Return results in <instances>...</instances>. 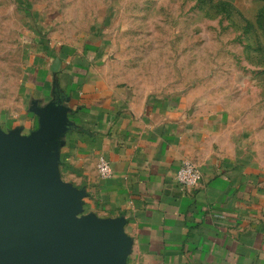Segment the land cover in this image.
<instances>
[{"label": "crops", "instance_id": "0c3cea01", "mask_svg": "<svg viewBox=\"0 0 264 264\" xmlns=\"http://www.w3.org/2000/svg\"><path fill=\"white\" fill-rule=\"evenodd\" d=\"M99 56L80 63L61 46L35 58L41 66L29 73L25 100L0 112V127L27 135L38 126L33 101L67 100L75 127L62 139L61 177L86 189L85 213L125 217L128 264H264V171L228 154L220 121L183 97L116 85L93 68ZM187 160L201 173L191 189L176 181Z\"/></svg>", "mask_w": 264, "mask_h": 264}, {"label": "rangeland", "instance_id": "374dc122", "mask_svg": "<svg viewBox=\"0 0 264 264\" xmlns=\"http://www.w3.org/2000/svg\"><path fill=\"white\" fill-rule=\"evenodd\" d=\"M61 46L136 95L185 98L264 171V0H0V112Z\"/></svg>", "mask_w": 264, "mask_h": 264}, {"label": "water", "instance_id": "95a60500", "mask_svg": "<svg viewBox=\"0 0 264 264\" xmlns=\"http://www.w3.org/2000/svg\"><path fill=\"white\" fill-rule=\"evenodd\" d=\"M63 96L33 101L38 126L0 127V264H128L125 217L85 213L86 189L63 181L62 139L75 127Z\"/></svg>", "mask_w": 264, "mask_h": 264}, {"label": "built area", "instance_id": "2783aa9c", "mask_svg": "<svg viewBox=\"0 0 264 264\" xmlns=\"http://www.w3.org/2000/svg\"><path fill=\"white\" fill-rule=\"evenodd\" d=\"M99 173L103 179H108L113 175L112 168L105 159L99 161ZM200 179L201 173L198 167L189 160L183 162L176 175V181L183 189L194 188Z\"/></svg>", "mask_w": 264, "mask_h": 264}]
</instances>
